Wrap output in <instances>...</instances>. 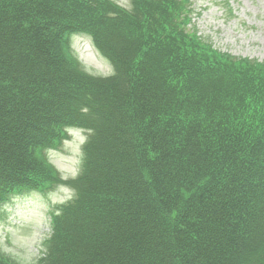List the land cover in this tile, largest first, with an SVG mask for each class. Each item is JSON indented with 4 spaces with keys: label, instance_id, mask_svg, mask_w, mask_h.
Returning <instances> with one entry per match:
<instances>
[{
    "label": "trees",
    "instance_id": "obj_1",
    "mask_svg": "<svg viewBox=\"0 0 264 264\" xmlns=\"http://www.w3.org/2000/svg\"><path fill=\"white\" fill-rule=\"evenodd\" d=\"M129 5L0 0V207L69 187L36 264H264V63L201 40L188 0ZM76 35L109 77L83 72ZM71 129L63 181L44 153Z\"/></svg>",
    "mask_w": 264,
    "mask_h": 264
},
{
    "label": "rangeland",
    "instance_id": "obj_2",
    "mask_svg": "<svg viewBox=\"0 0 264 264\" xmlns=\"http://www.w3.org/2000/svg\"><path fill=\"white\" fill-rule=\"evenodd\" d=\"M129 9V0H110ZM191 26L214 50L234 59L264 63V0H188ZM70 46L83 72L109 77L112 68L87 37L70 38ZM84 131L71 129L68 139L44 155L60 175L70 181L79 174ZM72 196L69 187L58 185L45 194L24 191L0 207V254L18 264H36L50 236V213Z\"/></svg>",
    "mask_w": 264,
    "mask_h": 264
}]
</instances>
